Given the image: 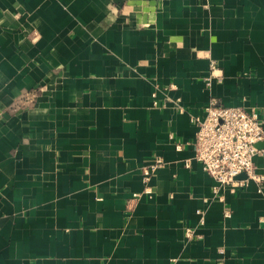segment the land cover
Wrapping results in <instances>:
<instances>
[{
    "label": "crops",
    "instance_id": "1",
    "mask_svg": "<svg viewBox=\"0 0 264 264\" xmlns=\"http://www.w3.org/2000/svg\"><path fill=\"white\" fill-rule=\"evenodd\" d=\"M212 98L264 127V0H0V264H264V179L193 157Z\"/></svg>",
    "mask_w": 264,
    "mask_h": 264
},
{
    "label": "built area",
    "instance_id": "2",
    "mask_svg": "<svg viewBox=\"0 0 264 264\" xmlns=\"http://www.w3.org/2000/svg\"><path fill=\"white\" fill-rule=\"evenodd\" d=\"M206 83L209 85L210 77ZM196 121L193 157L218 185L228 186L233 191L249 179L256 182L264 179L255 172L253 162L256 154L264 153V127L255 109L220 105L212 98L205 107L204 117ZM175 149L179 150L180 145L176 144ZM162 164L163 160L156 156L141 167L144 186L141 193H152L150 178ZM241 173L245 177L237 178ZM185 235L190 237L192 230L186 228Z\"/></svg>",
    "mask_w": 264,
    "mask_h": 264
},
{
    "label": "water",
    "instance_id": "3",
    "mask_svg": "<svg viewBox=\"0 0 264 264\" xmlns=\"http://www.w3.org/2000/svg\"><path fill=\"white\" fill-rule=\"evenodd\" d=\"M243 177H245V174H244V173H241V174H239V175L237 176V178H243Z\"/></svg>",
    "mask_w": 264,
    "mask_h": 264
}]
</instances>
